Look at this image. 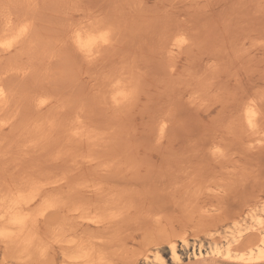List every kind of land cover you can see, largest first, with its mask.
<instances>
[{
  "label": "rangeland",
  "instance_id": "rangeland-1",
  "mask_svg": "<svg viewBox=\"0 0 264 264\" xmlns=\"http://www.w3.org/2000/svg\"><path fill=\"white\" fill-rule=\"evenodd\" d=\"M10 15L17 19L18 26L20 15L31 16L34 27L28 44L16 49L20 51L22 47L24 53L17 57L21 60L15 56L10 60L15 64L10 66L9 57L15 50L0 54V70H9L3 75L8 85V103L0 112V119L6 123L0 127V191L2 188L1 193L12 198L17 187L25 188L28 181L24 189L28 192L30 177L35 176L44 180L39 183L43 189L41 198L46 200L50 195L53 199L49 200L56 204L39 216L47 203L38 197L33 202V213L38 215L30 225L39 242L37 251L44 245L49 252L46 251V260L44 254L38 260L37 252L38 263L33 259L30 264H76L69 259L64 263L63 259L81 246H93L98 253L95 255L105 254L106 258L98 257H104L109 264H147L145 255L152 260L153 251H160L165 264H177L170 251L172 241L177 242L182 257L178 264H242L214 258L207 252L213 245L226 246L220 240L221 233L230 229L235 214L245 211L248 204L264 202V0H0V17ZM92 19H109L116 25L113 46L103 48L102 57L99 54L95 60L74 51L64 38L72 24ZM172 25L184 36L176 33L177 38L173 35L168 42L177 45L164 47L166 40L162 42L160 36L165 32L162 39L167 37ZM177 39L184 41L181 46ZM15 65L20 70L16 77ZM122 70L131 72L124 77L128 82L132 80V86L129 84L134 95L127 106L124 102L114 107L106 92L107 80ZM47 93L51 99L41 110L43 117L38 115L41 123L48 120L47 126L52 121L60 124L62 116L72 123L79 114L83 115L86 134L90 131L87 140L86 136L75 139L63 135L60 126L58 132L51 133L53 137L44 131L45 135L40 132V137L38 134L26 139L31 120L40 111L32 108L33 97ZM246 99L257 100L262 118L258 133L248 130L245 122L243 125ZM53 114L57 115L54 120ZM164 121L166 130L162 132ZM210 140L217 141L214 145ZM87 213L89 218L85 217ZM242 222L240 229L250 223ZM58 233L64 234L62 241L69 238L68 244H62L65 248L57 240ZM248 234L257 241L253 231L244 237L248 238ZM184 235L188 243L180 240ZM247 241L238 244V249L235 245V250L248 254L256 241ZM5 243L1 238L0 264H25ZM200 243L205 255L195 256ZM44 248L41 252H45ZM68 248L71 251L66 253ZM246 264H264V260Z\"/></svg>",
  "mask_w": 264,
  "mask_h": 264
},
{
  "label": "bare ground",
  "instance_id": "bare-ground-1",
  "mask_svg": "<svg viewBox=\"0 0 264 264\" xmlns=\"http://www.w3.org/2000/svg\"><path fill=\"white\" fill-rule=\"evenodd\" d=\"M118 1V0H117ZM24 2V1H23ZM110 2V1H109ZM27 3V2H26ZM33 3L34 2H32V6H33ZM30 4V3H29ZM91 5V4H90ZM22 6V5H21ZM31 6V5H30ZM25 7V6H24ZM60 7V6H59ZM32 8V7H31ZM88 8V7H87ZM136 8H137V6H136ZM146 9V8H145ZM8 10V9H7ZM30 10V9H29ZM33 10V9H32ZM2 11V10H1ZM6 11V10H5ZM28 11V10H27ZM127 11V10H126ZM8 12L10 13V11L8 10ZM29 12V11H28ZM99 12V11H98ZM128 12V11H127ZM7 13V12H6ZM126 13V12H125ZM130 13V12H129ZM3 14V13H2ZM30 14V13H29ZM107 14V13H106ZM7 15H8V13H7ZM13 15V14H12ZM15 15V14H14ZM28 15V14H27ZM32 15V14H31ZM83 15V14H82ZM92 15V14H91ZM94 15V14H93ZM92 15V16H93ZM22 15H20V19H18L19 20V22L21 21V24L19 23V26L16 24V22H17V19H14V17H11V15L10 16H8V17H0L1 19H0V54L1 53H12L14 50H15V52L14 53H12V55H14V56H11V57H9V62L11 63V64H9L10 66L12 65V63H14V62H12V61H10L11 59H13L15 56H16V58L18 57V55L20 54V56H21V53H24L23 51H22V47H20L21 48V50L20 51H22V52H20V51H18V50H16L20 45H22L23 43H25V46H26V43L28 44V39L29 38H31L30 36H31V33H32V30H33V27H34V23H33V21L31 22V19L29 20V18L31 17H29V18H27V17H25L24 15L21 17ZM33 16V15H32ZM128 17V16H127ZM90 18H93V17H90ZM119 19V18H118ZM157 19V18H156ZM83 20V19H82ZM82 20H81V23L78 25V23H77V25H75L74 24V26H73V24H72V26H71V28L68 30V32L66 33L67 34V37L65 36L64 38H66V40L65 41H67V43L68 42H70V44H72L73 46H72V49L74 48V51H75V49L79 52V53H81V55L82 56H84V57H86V58H89V60L91 59H94L95 60V58H99V57H97L99 54V56L100 57H102V55H101V53L103 52V51H101L103 48H106L107 46H109V45H112L113 46V44H112V41H113V39H112V37L114 36L113 35V33L115 32V30H116V25H114V23L112 24L111 22H110V20L108 19V21L107 20H104V19H102V20H96V21H94L93 19L92 20H88V21H84V22H82ZM154 20H155V18H154ZM90 21V22H89ZM115 21V20H114ZM120 21V20H119ZM173 21V20H172ZM137 22V21H136ZM68 23H66V25H67ZM176 24V23H175ZM185 24V23H184ZM148 25V24H147ZM143 26V25H142ZM70 27V26H69ZM141 27V26H140ZM169 27V26H168ZM173 27L175 28V29H173ZM176 25L174 26V25H172V29H171V27L167 30V31H170V33H169V35H167V37L165 36V38H163L162 39V37H164V34H165V32L163 33V35L162 36H160L161 37V40H162V42H163V40L165 41L166 40V42H164V44L160 41V46H161V49H163L162 48V46L164 45V47H167V46H171V47H174L175 45H177L176 43H172L171 41H170V43L168 42V40H172L171 39V37L174 35L176 38H177V36L180 34V35H183V34H181L182 33V31L179 33V31L181 30V29H179L178 27V29L176 30ZM142 28V27H141ZM117 29H118V27H117ZM130 29H132V27L130 28ZM171 29V30H170ZM63 30V29H62ZM120 31V30H119ZM40 32H41V30H40ZM44 32V31H43ZM66 32V31H65ZM162 33V32H161ZM176 33H178V35H175ZM65 34V35H66ZM44 35H45V33H44ZM113 35V36H112ZM119 35V34H118ZM147 35V34H146ZM128 36V35H127ZM159 36V35H158ZM184 36V35H183ZM52 37V36H51ZM159 37V38H160ZM175 37L173 38L174 39V42H175ZM167 38V39H166ZM187 38H188V36H187ZM58 39H60L59 37H58ZM178 40V39H177ZM159 41V40H158ZM183 40L182 39H179L178 41H176V42H179V45H180V42H182ZM189 41H190V38H189ZM49 42V41H48ZM127 42V41H126ZM138 42V41H137ZM184 42V41H183ZM43 43V42H42ZM63 43H65L66 44V42H63ZM163 44V45H162ZM169 44V45H168ZM45 45H47V41H46V43H45ZM48 46H50L49 44H48ZM181 46V45H180ZM187 46V45H186ZM31 46L29 45V48H30ZM51 47V46H50ZM69 47V46H68ZM71 47V46H70ZM19 48V49H20ZM28 48V49H29ZM45 48V47H44ZM49 49V48H48ZM51 49V48H50ZM106 49H108V48H106ZM113 50V49H112ZM167 50V49H166ZM179 50V49H178ZM48 51V50H47ZM76 51V52H77ZM168 51V50H167ZM170 51L171 52H169V53H171L172 54V48H170ZM33 52L35 53V51L33 50ZM41 52V51H40ZM39 52V53H40ZM60 52V51H59ZM101 52V53H100ZM104 52H105V50H104ZM103 52V53H104ZM30 53V52H29ZM36 53H38V51H36ZM49 53H50V51H49ZM52 53V52H51ZM58 54V53H57ZM73 54V53H72ZM78 54V53H77ZM10 55V54H9ZM29 55H31V54H29ZM36 56V55H35ZM105 56V55H104ZM172 56V55H171ZM7 57V56H6ZM31 57V56H30ZM53 57V56H52ZM139 57V56H138ZM173 57V56H172ZM3 59H4V57H2ZM8 58V57H7ZM51 58V57H50ZM134 58V57H133ZM1 59V58H0ZM17 59H19V58H17ZM22 59V58H21ZM21 59H19V60H21ZM111 59V58H110ZM31 60V59H30ZM38 60V59H37ZM74 60V59H73ZM87 60V59H86ZM86 60H85V62H86ZM93 60V61H94ZM7 62H8V59L6 60ZM6 61H4L3 60V62H6ZM23 61V60H22ZM135 61V60H134ZM16 62H18V61H16ZM29 62V61H28ZM38 62V61H37ZM56 62V61H55ZM78 62V61H77ZM84 62V61H83ZM1 63H2V61H1ZM24 63V62H23ZM33 63V62H32ZM36 63V62H35ZM90 63V62H89ZM193 63V62H192ZM15 64V63H14ZM18 64V63H17ZM38 64V63H37ZM43 64V63H42ZM47 64V63H46ZM66 64V63H65ZM112 64V63H111ZM21 65V64H20ZM72 65H73V63H72ZM3 66H5V65H3ZM10 66H7L6 65V67L7 68H9L10 70H11V68H10ZM75 66V65H74ZM140 66V65H139ZM152 66V65H151ZM160 66V65H159ZM218 66V65H217ZM14 67V66H13ZM7 68L5 69V70H7ZM21 68H23L22 66H21ZM123 68V67H122ZM128 68V67H127ZM14 69H16L15 70V73H13V75L16 77V75L18 74L17 72H19V74H20V70L18 71L17 70V67H16V65H15V68ZM74 69V68H73ZM212 69V68H211ZM2 70V69H1ZM0 70V71H1ZM24 70H25V68H24ZM38 70H39V68H38ZM41 70V69H40ZM123 70H124V68H123ZM122 70V71H123ZM8 71L9 70H7L6 72H4L3 70H2V73L0 74V112L2 111V110H4V109H6V104L8 103V96H9V92H8V85H7V83H6V76H3L4 74L6 75L7 73H8ZM17 71V72H16ZM93 71V70H92ZM145 71V70H144ZM4 72V73H3ZM14 72V71H13ZM116 72V71H115ZM121 71H119V72H117V74H119ZM125 72V73H124ZM219 73H220V71H218ZM23 73V72H22ZM129 73L131 74V72H128L127 70L126 71H123V72H121L119 75H116V74H113V76L111 77V78H109L108 80H107V84H108V86H109V88L108 89H106V92L108 91V94H109V99L112 101V103L114 104V107H116L115 105H118L119 106V104H122V103H124L125 102V105L129 102L128 100L130 99L131 100V97H132V95H134L133 94V92H132V89L130 88L131 86H132V84H131V81L130 82H128L129 80H127V78H125V77H128L129 76ZM33 74V73H32ZM35 74V73H34ZM50 74V73H49ZM73 74V73H72ZM124 74H128L127 76H125L124 77ZM9 75L10 76H12V74H11V72L9 73ZM90 75H91V73H90ZM115 75V76H114ZM53 76V75H52ZM18 77V76H17ZM129 78H131V77H129ZM50 82V81H49ZM58 82V81H57ZM138 82V81H137ZM11 83L13 84V82H12V80H11V82H10V86L9 87H11L12 85H11ZM56 83V82H55ZM80 83V82H79ZM105 82H104V84H102L103 85V88L105 89V87H107V84H106ZM131 84V86H130V84ZM92 84V83H91ZM214 84V83H213ZM101 85V86H102ZM14 87V86H13ZM143 87H145V85L143 86ZM101 88V87H100ZM100 88H99V90H100ZM184 88V87H183ZM103 89V90H104ZM82 90V89H81ZM64 91V90H63ZM76 91V90H75ZM254 92H255V90H254ZM10 93H12V92H10ZM42 94H43V91L41 92ZM82 93H83V91H82ZM147 93V92H146ZM176 93H177V91H176ZM259 93V92H258ZM106 94V93H105ZM248 94V93H247ZM49 94L47 93V96H45V95H37V96H35V97H33V100H32V104L31 105H33L32 106V108H35V109H37V110H40L39 111V114H37V117H33V119L31 120V125H30V130H28V134L26 135V139H31V137L32 136H34V135H38L40 132H42V133H40V134H43L44 133V131L46 132H48L49 131V134H51V133H54V131H56V130H58L59 131V126L60 127H62V134L63 135H66V136H69V137H76L75 139H82L84 136H86L85 138H86V140L88 139V135H89V133H90V131L89 130H87V133L88 134H86V131H85V127H84V124H83V121H82V117H83V115L81 116L80 114L75 118V122H72V121H74V120H72V118H71V120L72 121H70V122H72V123H69L67 120H65L66 118L64 117V116H62V119L64 120V121H62V123L60 122V124L58 123V122H53L52 121V123H49L50 125L49 126H47L48 124L45 122V121H47L48 122V120H44V119H46V118H43V120H44V122L43 123H41V119L38 117V115H40L41 116V114H42V112H41V110L48 104V102H49V99H51V97L50 98H48L49 96H48ZM101 95H102V92H101ZM93 96V95H92ZM105 96V95H104ZM103 95L101 96V97H104ZM149 97V96H148ZM178 97V96H177ZM247 97H248V95H247ZM53 98V97H52ZM66 98H68L67 96H66ZM75 98H76V96H75ZM81 98V97H80ZM198 98V97H197ZM254 98V97H253ZM256 98H257V96H256ZM255 98V99H256ZM137 99V98H136ZM193 99V98H192ZM105 100H106V97H105ZM107 100H108V98H107ZM247 100V99H246ZM259 100V99H258ZM9 101H10V98H9ZM51 101V100H50ZM91 101V100H90ZM159 101V100H158ZM249 100H247V105L246 104H244V105H246V107L244 108V109H242V110H244V117H243V119H245V121H243V125H245L244 124V122L246 123V125H247V127H248V130L250 129V130H252V131H254V132H257L258 133V131L257 130H260V129H258V124L260 123V121L262 122V118H260V111H259V107H258V104H257V100H252V101H250V102H248ZM260 101H261V99L259 100V103H260ZM80 102V101H79ZM127 102V103H126ZM164 102V101H163ZM29 103H31V102H29ZM176 103V102H175ZM93 104V103H92ZM261 104V103H260ZM89 105V104H88ZM113 106V105H112ZM117 106V107H118ZM121 106V105H120ZM124 106V105H123ZM127 106V105H126ZM53 107H54V105H53ZM88 107V106H87ZM93 107V106H92ZM122 107V106H121ZM64 108V107H63ZM50 109V106L48 107V110ZM125 109V108H124ZM30 110H31V108H30ZM47 110V109H46ZM62 110V109H61ZM79 110V109H78ZM241 110V111H242ZM32 112L33 111H35V110H31ZM52 111V110H51ZM69 111V110H68ZM80 111V110H79ZM128 111V110H127ZM41 112V113H40ZM48 112H50V110L49 111H47V113ZM157 112V111H156ZM7 113V112H6ZM37 113H38V111H37ZM44 113H45V111H44ZM47 113L45 114V116L47 115ZM0 114H2V113H0ZM35 114V112L33 113V115ZM70 114V113H69ZM75 114L77 115V113H76V110H75ZM30 115V114H29ZM36 115V114H35ZM54 116H57V115H54L53 114V120H54ZM67 116V115H66ZM70 116V115H69ZM74 116V115H73ZM243 116V115H242ZM2 117V116H1ZM29 117V116H28ZM43 116H41V118H42ZM48 117H49V120H52L51 118V115L49 116L48 115ZM51 117V118H50ZM58 118V117H57ZM65 118V119H64ZM237 118H239V117H237ZM1 119H3V118H1ZM0 119V127H3V126H5V124H3V120H1ZM10 119L12 120V118H11V116H10ZM30 119V118H29ZM48 119V118H47ZM59 119V118H58ZM68 119V118H67ZM259 119H260V121H259ZM20 120V119H19ZM42 120V121H43ZM55 120H56V117H55ZM126 120V119H125ZM6 121V120H5ZM15 121V120H14ZM22 121V120H21ZM28 121V120H27ZM26 121V122H27ZM1 122H2V124H1ZM12 123V122H11ZM44 123H46V124H44ZM237 123V122H236ZM13 124V123H12ZM27 124H29V123H27ZM113 124V123H112ZM118 124H119V122H118ZM165 124H166V121H164L163 123H162V126H161V131L163 132L164 130H166L165 128ZM11 125V124H10ZM120 125V124H119ZM264 125V124H263ZM29 126V125H28ZM13 127H15V126H13ZM29 129V128H28ZM87 129V128H86ZM3 130V129H2ZM61 130H60V132H61ZM215 130V129H214ZM58 131H56V132H58ZM96 132V131H95ZM254 132H253V134H254ZM40 134L38 135V137H40ZM25 135V134H24ZM43 135H45V134H43ZM51 136H52V134H51ZM51 136H49V137H51ZM60 136V135H59ZM91 136V135H90ZM7 137V136H6ZM16 137V136H15ZM28 137V138H27ZM30 137V138H29ZM36 137V136H35ZM38 137H36L37 139H39ZM53 137V136H52ZM34 138V137H33ZM22 139V138H21ZM26 139H25V141H26ZM37 139H36V141H37ZM90 139H91V137H90ZM39 140H42L41 138L39 139ZM43 140L45 141V139H44V136H43ZM93 140V139H92ZM159 140H160V138H159ZM74 141V140H73ZM89 141V140H88ZM91 141V140H90ZM211 141V140H210ZM216 141L217 140H215V143H216ZM262 141V140H261ZM260 141V142H261ZM28 143L30 142V140H28L27 141ZM32 143V142H31ZM35 143V142H34ZM210 143V142H209ZM211 143H212V141H211ZM214 143V142H213ZM212 143V144H213ZM215 143H214V145H215ZM47 144V143H46ZM45 144V145H46ZM207 144V143H206ZM225 144V143H224ZM33 145V144H32ZM38 145H40L41 146V144L40 143H38ZM37 145V146H38ZM211 145V144H210ZM217 145V144H216ZM204 146V145H203ZM218 146V145H217ZM239 146V145H238ZM36 147V146H35ZM208 147V146H207ZM261 148V147H260ZM49 149V148H48ZM263 149V148H262ZM52 150V149H51ZM199 151H200V149H199ZM61 152H62V150H61ZM216 152V151H215ZM223 152V151H222ZM65 154V153H64ZM69 153H67V155H68ZM204 154V153H203ZM216 154V153H215ZM222 154V153H221ZM46 155H47V153H46ZM61 155V154H60ZM224 155V154H223ZM216 156V155H215ZM41 157H43V156H41ZM118 157V156H117ZM18 158V157H17ZM51 158V157H50ZM68 158V157H67ZM74 158V157H73ZM57 159H59V158H57ZM65 160V159H64ZM22 161V160H21ZM37 161V160H36ZM72 161V160H71ZM222 161V160H221ZM69 162V161H68ZM66 163V162H65ZM121 163V162H120ZM16 165H18V164H16ZM111 165V164H110ZM27 167V166H26ZM220 167V166H219ZM77 170H79V168L77 169ZM16 172V171H15ZM24 172H26V171H24L23 170V174H24ZM81 172V171H80ZM46 173V172H45ZM209 173V172H208ZM232 173V172H231ZM23 174L21 175V176H23ZM200 174V173H199ZM1 175H2V173H1ZM20 175V174H19ZM25 175V174H24ZM78 175H80V173L78 174ZM176 176V175H175ZM35 176H31L30 178H34ZM211 177V176H210ZM25 178H26V176H25ZM29 177H28V175H27V179H28ZM36 178V177H35ZM22 179H23V177H22ZM31 179V180H32ZM38 178H36V181H38L39 180V182H36L35 180H33V182L31 181V183H30V181H29V188L27 189V190H31L33 193H32V195L30 196V195H26V194H28V192L27 191H25V192H27V193H25L24 192V189H26V186H27V183H28V181H25L26 183H25V188H24V186L21 188L20 187V189H19V187H17L18 188V192L14 195V193H13V196L14 197H12V198H7L4 194H2L1 193V191H2V188H1V191H0V240H1V238H2V240H5V242L9 245H7L8 246V248H10V250L13 248V251H14V253H16V256H18L17 257V259H19L21 262H22V260L21 259H23L25 262V264H27V263H32V261H34L33 259H35L36 258V255H37V252H39V255H37L38 256V260H39V257H41V259H42V255H43V259H44V257H45V254L46 253H48L49 251H48V248H46V246H44V245H42L43 247L41 248V246H39V250L40 251H37V245H39V242L37 241L38 239H37V237H36V232H34L33 230H32V228H31V221H32V219H34V216H37L38 215V213H36V215L33 213L34 211L33 210H35V208L34 207H32L33 206V202H34V200L38 197L39 199L42 197V185L40 186L39 185V183H42L43 181L39 178L38 180H37ZM57 179H59V178H57ZM64 179V178H63ZM73 179V178H72ZM231 179V178H230ZM24 180V179H23ZM214 180V179H213ZM215 181H216V179H215ZM9 182V181H8ZM11 182H12V180H11ZM24 182V181H23ZM23 182H22V184H23ZM70 182V181H69ZM19 183V182H18ZM45 183H48V182H45ZM45 183H43V184H45ZM68 183V182H67ZM97 183V182H96ZM216 183V182H215ZM1 184V183H0ZM21 183H20V186L22 185ZM50 184H52V181H51V183ZM75 184V183H74ZM14 185H15V183H14ZM47 186H48V184H46ZM66 185V184H65ZM99 185H100V183H99ZM193 185V184H192ZM202 185H204V182H203V184ZM6 186V185H5ZM4 186V187H5ZM19 186V185H18ZM196 186V185H195ZM30 187L33 189H30ZM226 187V186H225ZM230 187H232V186H230ZM12 188V187H11ZM99 188H101V187H99ZM206 188V187H205ZM23 189V190H22ZM143 189V188H142ZM228 189V188H227ZM102 190V189H101ZM109 190V189H108ZM117 190V189H116ZM9 191V190H8ZM13 192H15L14 190H12ZM45 191H46V188H45ZM132 191H134V189L132 190ZM174 191V190H173ZM226 191V190H225ZM73 192V191H72ZM77 192V191H76ZM196 192V191H195ZM199 192V191H198ZM4 193H6V192H4ZM104 193H105V191H104ZM169 192H167V194H168ZM11 194V193H10ZM63 194V193H62ZM108 194V193H107ZM113 194V193H112ZM137 194V193H136ZM173 194V193H172ZM12 196V195H11ZM44 196V195H43ZM48 196H49V198H48ZM211 196H212V194H211ZM221 197V196H220ZM44 198V197H43ZM43 198H41L42 200H44ZM47 198L48 199H46V200H44L46 203H47V205L45 206V208H43L41 211H40V214H39V216L40 215H44L45 213H46V211L48 210V209H50V208H55V203H54V201L53 200H49V199H53L52 197H50V195H47ZM58 198V197H57ZM225 198V197H224ZM216 199V198H215ZM57 200V199H56ZM59 200V199H58ZM62 200V199H61ZM111 200V199H110ZM114 200H116V198L114 199ZM77 201V200H76ZM124 201V200H123ZM223 201V200H222ZM232 201V200H231ZM258 201V200H257ZM44 202V203H45ZM91 202V201H90ZM113 202V201H112ZM124 203V202H123ZM93 204V203H92ZM61 205V204H60ZM63 205H64V200H63ZM122 205V204H121ZM245 205H247V204H244V206ZM36 206V205H35ZM173 206H174V204H173ZM176 206V205H175ZM42 207V206H41ZM44 207V206H43ZM57 207V206H56ZM63 207V206H62ZM76 208H78V206H75ZM98 207V206H97ZM246 207V206H245ZM133 208V207H132ZM150 208H151V206H150ZM163 208V207H162ZM216 208H217V206H216ZM80 209V208H79ZM78 209V210H79ZM84 210H85V208H83ZM83 209L81 210V213L83 212ZM102 209V208H101ZM101 209L99 210V211H101ZM166 209V208H165ZM178 209V208H177ZM221 209V208H220ZM219 209V210H220ZM243 209V208H242ZM64 210V209H63ZM73 210V209H72ZM86 210H87V208H86ZM116 210V209H115ZM142 210H143V208H142ZM90 211V210H89ZM48 212V211H47ZM68 212V211H67ZM75 212H77V211H75ZM86 212V211H85ZM137 212V211H136ZM222 212V211H221ZM226 212V211H225ZM239 212V211H238ZM114 213V212H113ZM156 214H157V212H155ZM160 213V212H159ZM214 213V212H213ZM227 213V212H226ZM60 214V213H59ZM150 214V213H149ZM175 214V213H174ZM83 215V214H82ZM85 215V214H84ZM84 215H83V217H84ZM88 215V213L86 214V216L85 217H88L89 218V216H87ZM116 215V214H115ZM148 215V214H147ZM151 215V214H150ZM205 215V214H204ZM215 215H216V213H215ZM214 215V216H215ZM45 216H47V215H45ZM93 216V215H92ZM110 216V215H109ZM139 216V215H138ZM159 216V215H158ZM213 216V215H212ZM66 217H67V215H66ZM65 217V218H66ZM79 217H81L82 218V216L81 215H79ZM125 217H126V215H125ZM209 217H211V216H209ZM92 218H94V217H92ZM91 218V219H92ZM95 218H97V217H95ZM150 218V217H149ZM206 218H207V216H206ZM38 219V218H37ZM85 219V218H84ZM106 219V218H105ZM213 219V218H212ZM39 220V219H38ZM61 220V219H60ZM96 220H99V219H96ZM108 220V219H107ZM106 220V221H107ZM218 220V219H217ZM68 221V220H67ZM88 221V220H87ZM90 221H92V220H90ZM102 221H104V219L102 220ZM242 221H245V222H247V221H249L250 223H249V225L245 228V229H240L241 228V226H242V224H243V222ZM95 222V221H94ZM118 222H119V220H118ZM139 222V221H138ZM231 222H232V226L230 227V229L229 230H225V231H223L222 233H221V237H220V240L222 239V241H224L225 243H226V246H218V245H213L212 246V248H211V250L209 251V252H207V253H209V255H211L212 257H214V258H218V259H224V260H229V261H234V262H239V263H242V264H246V263H251V262H257V261H263L264 260V202H263V204H261V205H258V203H254V204H248V206L246 207V210L245 211H243V212H240V213H238V214H235L232 218H231ZM98 223V222H97ZM100 223H101V221H100ZM217 223V222H216ZM219 223V222H218ZM34 224V223H33ZM96 224V223H95ZM110 225V224H109ZM204 225H205V223H204ZM207 225H208V223H207ZM206 225V226H207ZM215 225V224H214ZM64 226V225H63ZM172 226V225H171ZM213 226V225H212ZM174 227V226H173ZM211 227V226H210ZM161 228V227H160ZM164 228V227H163ZM172 228V227H171ZM171 228H170V230H171ZM204 228V227H203ZM209 228V227H208ZM215 228V227H214ZM67 229V228H66ZM196 229V228H195ZM90 230V229H89ZM96 230V229H95ZM202 231H203V229H202ZM249 231H251V234H252V231H253V233L254 234H256V236L255 237H257L258 236V238H257V241H256V244H255V248L253 247V248H251L250 249V251H249V253L248 254H245V253H241V252H238V251H236L235 250V248H234V246L236 245H241L240 243L242 242L243 244L245 243V240H246V242H249V241H247V240H250V242H251V240L253 241V244H254V239H252V237H251V235H247L248 236V238L245 236L244 237V235L247 233V232H249ZM105 232V231H104ZM109 232V231H108ZM107 232V233H108ZM118 232V231H117ZM167 232V231H166ZM191 232H193V231H191ZM201 232V231H200ZM204 232V231H203ZM80 233V232H79ZM98 233V232H97ZM165 233V232H164ZM175 233V232H174ZM198 233H199V230H198ZM212 233V232H211ZM217 233H218V231H217ZM38 234V233H37ZM62 234V233H61ZM100 234V233H99ZM159 234V233H158ZM171 234V233H170ZM209 234H210V232H209ZM214 234V233H213ZM40 235V234H39ZM198 235V234H197ZM64 237V234L63 235H59V233H58V235H57V238H59V239H57L58 240V242H60V240H61V245L63 244V243H66L67 242V244H68V239L67 238H65L66 240H63L62 241V239L60 238V237ZM151 236H153V234L151 235ZM253 236V235H252ZM160 237H161V235H160ZM169 237V236H168ZM172 237V236H171ZM249 237H250V239H249ZM50 238V237H49ZM175 238V237H174ZM178 238V237H177ZM209 238H210V236H209ZM244 238V239H243ZM246 238V239H245ZM42 239V238H41ZM169 239V238H168ZM212 239H213V244H216V242H215V237L214 236H212ZM242 239H243V241H242ZM56 240V241H57ZM76 239L74 238V241H75ZM120 240H121V238H120ZM155 240V239H154ZM180 240L181 241H183L184 243H188V241H187V237H186V235H184V236H181V238H180ZM210 240H211V238H210ZM101 241H102V239H101ZM151 241H153L152 239H151ZM212 241V240H211ZM70 242H71V239H70ZM78 242V241H77ZM85 242V241H84ZM109 242H110V240H109ZM6 243H5V245H6ZM74 243V242H73ZM80 243V242H79ZM86 243V242H85ZM102 243V242H101ZM111 243V242H110ZM152 243V242H151ZM156 243V242H155ZM67 244H66V248H67ZM81 244H82V242H81ZM97 244H98V242H97ZM105 244V243H104ZM109 244V243H108ZM107 244V245H108ZM147 244V243H146ZM149 244V243H148ZM242 244V245H243ZM252 244V245H253ZM10 245H11V247H10ZM80 245V244H79ZM83 245V244H82ZM111 245V244H110ZM109 245V246H110ZM150 245V244H149ZM158 245V244H157ZM156 245V246H157ZM247 245H248V243H247ZM250 245V244H249ZM13 246V247H12ZM59 246H60V244H59ZM81 246V245H80ZM79 246V247H80ZM99 246V245H98ZM97 246V247H98ZM100 246H101V244H100ZM170 251H171V254H172V260H173V262L174 263H181V261H182V257H181V254L178 252V249H177V242L176 241H172L171 243H170ZM6 247V246H5ZM45 247V248H44ZM61 247H64L63 245L61 246ZM78 246H77V250H78V248H79ZM91 247H93V246H91ZM91 247H80L79 248V250L76 252V253H71V252H69V251H71V250H69V248L68 249H66V253L67 252H69L68 254H67V258H65V259H63V257H62V259H63V261H64V263H66L67 262V259H69L70 261H72L73 263L75 262L76 264H109V262H105V254L103 255V253H102V251H101V253H102V255L105 257H98V256H102L101 254H99L98 256L97 255H95V250L93 249V248H91ZM251 247V246H250ZM44 248V251L45 252H41V250ZM65 248V247H64ZM63 248V249H64ZM99 248V247H98ZM112 248V247H111ZM203 248H204V245L202 244V243H200L199 244V246H198V251H197V248L195 249V251H194V254H195V256H204L205 255V252L203 251ZM239 248V246H237V248L236 249H238ZM247 249H248V247H246ZM14 249H16V251L14 250ZM46 249V250H45ZM50 249V248H49ZM76 249V248H75ZM95 249H96V247H95ZM245 249V248H244ZM69 250V251H68ZM112 250H113V248H112ZM46 251H48V252H46ZM107 251V250H106ZM136 251V250H135ZM239 251H240V249H239ZM245 251V250H244ZM7 252H9V249L7 250ZM35 252H36V254H35ZM138 252V251H137ZM142 252H143V250H142ZM18 253V254H17ZM62 253H64V250H63V252ZM105 253V252H104ZM11 254H13V253H11ZM41 254V255H40ZM96 254H98V253H96ZM148 254V253H147ZM110 255V254H109ZM142 255V254H141ZM107 256V255H106ZM125 256V255H124ZM14 257H15V255H14ZM14 257H13V259H14ZM119 257H120V255H119ZM153 259L151 260V257L149 256V255H145V261H146V263L147 264H152L153 262V260L155 261V262H159L160 264H165V260H164V258H163V255L160 253V251H153ZM11 258H12V256H11ZM134 258V257H133ZM135 258H137V255L135 256ZM134 258V259H135ZM8 259V258H7ZM16 259V258H15ZM36 260V262L38 261L37 259H35ZM44 260H46V259H44ZM111 260V259H110ZM136 260V259H135ZM195 260V259H194ZM2 261V260H1ZM41 261V260H40ZM43 261V260H42ZM104 261V262H103ZM112 261V260H111ZM35 262V263H36ZM45 262V261H44ZM38 263V262H37ZM41 263V262H40ZM51 263V262H50ZM112 263V262H111ZM134 263H135V261H134ZM133 263V264H134ZM203 263V262H202ZM42 264V263H41ZM46 264V263H45ZM61 264H63L62 263V261H61ZM131 264V263H130ZM186 264V263H185ZM190 264V263H189ZM197 264V263H196Z\"/></svg>",
  "mask_w": 264,
  "mask_h": 264
}]
</instances>
